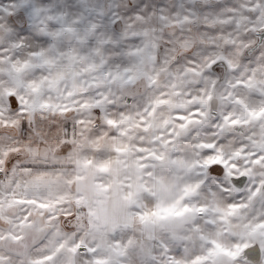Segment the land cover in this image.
<instances>
[{"label": "snow or ice", "instance_id": "6c2138e0", "mask_svg": "<svg viewBox=\"0 0 264 264\" xmlns=\"http://www.w3.org/2000/svg\"><path fill=\"white\" fill-rule=\"evenodd\" d=\"M0 264H264V0H0Z\"/></svg>", "mask_w": 264, "mask_h": 264}]
</instances>
